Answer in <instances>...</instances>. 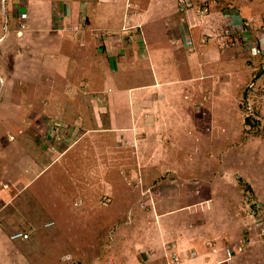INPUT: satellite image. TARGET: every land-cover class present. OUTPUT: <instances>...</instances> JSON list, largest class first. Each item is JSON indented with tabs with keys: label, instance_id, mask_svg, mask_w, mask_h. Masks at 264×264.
I'll list each match as a JSON object with an SVG mask.
<instances>
[{
	"label": "rangeland",
	"instance_id": "374dc122",
	"mask_svg": "<svg viewBox=\"0 0 264 264\" xmlns=\"http://www.w3.org/2000/svg\"><path fill=\"white\" fill-rule=\"evenodd\" d=\"M241 1H226L234 20H244L229 46L225 20L210 27L218 79L196 78L198 94L187 98L182 86L175 108L158 118L171 115V130L128 135L141 94L127 90L154 76L145 62L119 66L116 84L109 53L88 44L95 31L119 27L126 0L115 1L110 18L91 2L90 28L79 37L70 25L63 35L64 7H55L82 0H0V264H114L117 230L154 251L166 244L171 254L196 253L185 264H264V56L249 49L264 28V0ZM186 60L180 77L198 76L196 58ZM162 64L177 74L176 63ZM152 201L167 218L180 217L178 234L171 237L167 221L153 228ZM18 230L30 238L12 241Z\"/></svg>",
	"mask_w": 264,
	"mask_h": 264
},
{
	"label": "crops",
	"instance_id": "0c3cea01",
	"mask_svg": "<svg viewBox=\"0 0 264 264\" xmlns=\"http://www.w3.org/2000/svg\"><path fill=\"white\" fill-rule=\"evenodd\" d=\"M115 1L116 0H82V4L78 7L72 6L71 2H65L64 4L58 3L55 8L61 10L63 5L65 15L62 19L63 24H66L65 28L60 26V30L62 27L63 35L66 33L70 34V32H73L75 37L84 35L80 32H87L88 28H90L88 27L87 13L88 9L91 7V2H96L93 8L96 9L98 15L105 13L104 16L110 18L113 12V4L116 3ZM106 2L111 5H104ZM126 2L128 9L125 11L122 23L119 22V27L110 29L112 33H107L106 35H104L103 32L95 31L97 38L93 39V42L89 41L88 44H92L93 47L100 48L103 52L107 51L109 53V61L114 71L111 75H113L116 84L117 82L121 83L122 80V76L118 74V70H120L119 66L127 67L129 65L131 67H136L145 62L148 63L150 68L148 73L150 76L151 74L154 76V80L152 79L149 82L144 81V84H139L127 90L129 95L130 92L141 94L138 95L141 96V98L136 95L137 99L132 100L133 110L136 111V120L130 128H124L123 133L129 135L127 132H134L139 127V130L141 127H145L146 129L149 126H161L171 130V124H169L171 115L170 117L166 116L161 122L158 118L161 114H165L163 110L175 108L174 100L177 94L182 93L185 89V97H192L196 93L198 94V88L195 82H193L196 78H199L198 83H200V81L205 82L207 79L214 81L219 77L218 71L220 70L218 61L220 59V51L218 45L215 44L217 42L211 38L216 34V29L211 30L210 28L213 21L215 24V20L218 17H222V20L224 19L226 22V26H229L232 31L235 22L236 25L239 26L242 25L240 21L244 20H234V16L229 9L222 11L216 7L217 5L213 8H216L213 14L211 13L207 17L201 16L197 10L199 6L198 0L194 2L195 7L186 12L178 11L175 0H126ZM85 9L86 11H84ZM82 11H84V14L86 13V16L82 15ZM220 14L223 16H220ZM74 20L76 22H74ZM245 25H248V23H245ZM68 26L69 28H67ZM66 28L70 32L67 31ZM263 34L264 28H261L257 34V38H260L261 43L264 44ZM236 35L237 33L232 34L233 38ZM188 38L194 40V45L192 47L187 44ZM257 38L255 40H257ZM230 39V35L225 36L223 41L228 43ZM255 45L258 44L255 43ZM261 46L263 45L261 44ZM78 47L81 50V46L79 45ZM193 58H196V66L200 74L192 78L180 77L179 71L181 67L186 66V63L189 62L186 59H190L193 62ZM78 60L81 63L83 62L79 57ZM165 61L176 63V67L173 71L177 72V74L168 75L162 64ZM216 69H218V71ZM76 74L79 75V72L77 71ZM182 86H184V89ZM202 86H205V88L207 87L204 83ZM157 89L160 90V92L154 94V91ZM150 95H152V97H148ZM187 100L189 99H185V101ZM199 102L200 101H194V107L198 114L200 113L202 105V102ZM141 118L147 119L145 123L142 124L139 122ZM148 120H150L151 123H148ZM149 130L153 132V129ZM170 132L171 131H168V133ZM173 132H175V130ZM167 135L170 136L169 138L167 137L168 141L174 140L171 135ZM164 138H166V136H164ZM146 199L147 198H145V200ZM150 204L153 207L152 214H150L152 216L151 222L155 223L153 224V228H157V224L158 226H162L163 222L167 221L169 230L172 227L174 229H172L170 233L171 237L174 236V233L178 234L179 225L177 221L180 217L178 215L173 217L172 215V218H167L168 212L164 213V211H166L164 205L161 207V212H158V205H155L156 203H154V201ZM158 213H161L160 215H162L161 217L163 219L159 218L160 216ZM162 213L165 214V216ZM130 216L132 217L131 214ZM114 221H121L119 214L115 216ZM174 224L175 226H173ZM117 231L118 232L115 231L113 234L114 242L112 244V255H109L111 251L108 253V258H113L115 260L114 264H185L184 262L191 261V254H196L194 252H188V254L184 255L178 251V248L171 254L169 251L170 246H168L167 249L165 248L166 244L154 251L155 248L154 245L151 244L152 242H149L147 245L140 244L136 240L132 241V235L128 236L125 232ZM149 231L150 229L148 228L147 232ZM14 233L16 232L14 231L13 234ZM12 235L10 234V237ZM141 237L142 236H138L137 240ZM12 241L26 242L27 240ZM153 243L155 244V242ZM135 244L139 246L143 245L144 248L142 247L140 250H137L139 247L134 246ZM173 244L175 245V243ZM22 246L24 248L26 245L23 244ZM16 249L20 248L18 247ZM121 252H125V255L120 256ZM173 255L180 257L181 260L175 262L173 260ZM124 256L125 259L122 260ZM196 259L199 260L200 257ZM111 261L113 260L109 262Z\"/></svg>",
	"mask_w": 264,
	"mask_h": 264
},
{
	"label": "built area",
	"instance_id": "2783aa9c",
	"mask_svg": "<svg viewBox=\"0 0 264 264\" xmlns=\"http://www.w3.org/2000/svg\"><path fill=\"white\" fill-rule=\"evenodd\" d=\"M195 1L194 0H180V5H179V10L181 12H186L189 11L190 9H193L195 7ZM199 5H200V13L201 15H207L209 14V10H210V6L211 4H216L217 0H198ZM202 5V6H201ZM226 33H230V31H226ZM189 44H192V41L189 39L188 40ZM256 50V49H254ZM108 202H110V199L105 202L104 204H107ZM30 238V235L28 233L25 232H16L12 235L11 239L12 240H28ZM230 254L231 252L228 251ZM173 260L175 262H179L181 259L180 257H177L176 255H173Z\"/></svg>",
	"mask_w": 264,
	"mask_h": 264
},
{
	"label": "clouds",
	"instance_id": "9594fccd",
	"mask_svg": "<svg viewBox=\"0 0 264 264\" xmlns=\"http://www.w3.org/2000/svg\"><path fill=\"white\" fill-rule=\"evenodd\" d=\"M195 1V0H194ZM196 2V1H195ZM218 4V0H217V3L216 4H211V6H210V12H209V14H207V15H201V13H200V10H199V8H200V5L198 6V8H197V10H198V12H199V14L201 15V16H209L211 13H212V10H213V8H214V6H216ZM216 9V8H215ZM181 12V11H180ZM226 31H230V33H224L225 35H230V34H234V32L232 33V31H233V29H232V31L231 30H229V29H227ZM264 35V34H263ZM263 38H264V36H263ZM191 40V38H188L187 39V44L190 46V47H192L194 44L192 43V44H189L188 43V40ZM256 42H257V44L258 45H254V46H250V53H251V55L252 56H254V57H261V56H264V44L263 43H261V39L259 38V40H258V38H257V40H255ZM261 44L263 45V46H261ZM254 49H256V50H254ZM111 201V200H110ZM103 203V202H102ZM104 204V203H103ZM109 203H107V204H104V205H108ZM73 264H80V263H77V262H75V263H73ZM107 264H112V263H110V262H107Z\"/></svg>",
	"mask_w": 264,
	"mask_h": 264
},
{
	"label": "trees",
	"instance_id": "16d2710c",
	"mask_svg": "<svg viewBox=\"0 0 264 264\" xmlns=\"http://www.w3.org/2000/svg\"><path fill=\"white\" fill-rule=\"evenodd\" d=\"M227 0H218V4H217V8H219L220 10H227V9H229V10H231V8H229L228 6H230V5H227L228 4V2H226ZM238 2H242L241 0H237ZM234 2H235V0H234ZM232 8H233V6H231ZM235 8V7H234ZM225 36H229V35H225ZM224 36V37H225ZM230 37L231 38H233V36H232V34H230ZM191 41H192V43L194 44V40L191 38ZM219 42H222V41H219ZM232 43V42H231ZM227 45L229 46V43H227ZM247 122H248V124H251V118L249 117V118H247ZM16 232H25V233H28V232H26V231H21V230H18V231H16ZM109 242V240H107L106 242H104V243H108Z\"/></svg>",
	"mask_w": 264,
	"mask_h": 264
}]
</instances>
